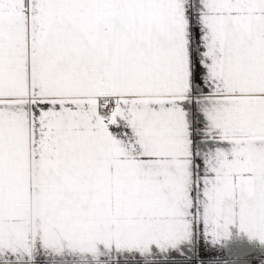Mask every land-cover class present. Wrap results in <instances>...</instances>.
I'll return each mask as SVG.
<instances>
[{
    "label": "snow or ice",
    "instance_id": "1",
    "mask_svg": "<svg viewBox=\"0 0 264 264\" xmlns=\"http://www.w3.org/2000/svg\"><path fill=\"white\" fill-rule=\"evenodd\" d=\"M0 264H264V0H0Z\"/></svg>",
    "mask_w": 264,
    "mask_h": 264
}]
</instances>
